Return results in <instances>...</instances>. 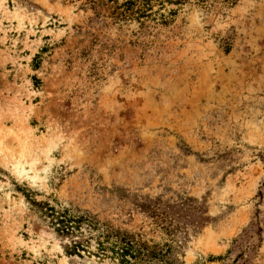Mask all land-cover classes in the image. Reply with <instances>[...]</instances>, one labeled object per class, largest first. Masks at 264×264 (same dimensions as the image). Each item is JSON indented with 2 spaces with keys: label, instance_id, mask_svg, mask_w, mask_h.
<instances>
[{
  "label": "rangeland",
  "instance_id": "1",
  "mask_svg": "<svg viewBox=\"0 0 264 264\" xmlns=\"http://www.w3.org/2000/svg\"><path fill=\"white\" fill-rule=\"evenodd\" d=\"M101 2L0 0V264H264V0Z\"/></svg>",
  "mask_w": 264,
  "mask_h": 264
},
{
  "label": "trees",
  "instance_id": "2",
  "mask_svg": "<svg viewBox=\"0 0 264 264\" xmlns=\"http://www.w3.org/2000/svg\"><path fill=\"white\" fill-rule=\"evenodd\" d=\"M112 3L115 6L111 8L110 17L117 22H126L127 20H135L140 25H142V21L145 19L152 18L156 14L153 13V2L154 0H122L120 4H118L115 0H102L101 4ZM172 15V14H171ZM159 20L161 24L166 25L168 23L167 17L160 15ZM39 57H36L33 61V67L37 68ZM43 213L45 217L49 220L50 224L53 226V229L56 233L62 234L66 237H72L75 234L82 235V227L86 226V228L91 227V221L84 219L81 216H71L68 214L66 210L56 209L54 206L49 204H44L42 207ZM89 240L91 238H86L83 243H75L71 249V255L73 253L78 254L77 251L85 252L88 248ZM123 245L122 248H117L118 251H114V247H112V252L115 253L117 257L120 258V264H129L130 260L134 261L137 258H141L143 254L138 250H135V247H131V245L126 242L123 238H120L115 245ZM98 251L104 252V244L102 242L97 243ZM116 249V247H115ZM89 253V252H88ZM90 254V253H89ZM102 254V253H101ZM152 254L158 255L157 252H152ZM145 256V255H144ZM155 257V256H153ZM119 258H117L119 260Z\"/></svg>",
  "mask_w": 264,
  "mask_h": 264
}]
</instances>
